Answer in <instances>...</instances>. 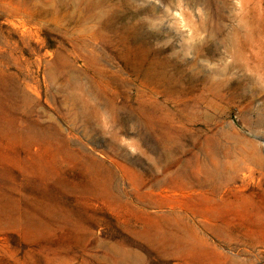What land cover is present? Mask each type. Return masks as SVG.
Returning <instances> with one entry per match:
<instances>
[{
    "label": "rangeland",
    "instance_id": "rangeland-1",
    "mask_svg": "<svg viewBox=\"0 0 264 264\" xmlns=\"http://www.w3.org/2000/svg\"><path fill=\"white\" fill-rule=\"evenodd\" d=\"M259 160L264 0H0V264H264Z\"/></svg>",
    "mask_w": 264,
    "mask_h": 264
},
{
    "label": "bare ground",
    "instance_id": "bare-ground-1",
    "mask_svg": "<svg viewBox=\"0 0 264 264\" xmlns=\"http://www.w3.org/2000/svg\"><path fill=\"white\" fill-rule=\"evenodd\" d=\"M144 1V0H143ZM175 2V1H174ZM177 4V3H176ZM107 5V4H106ZM108 6V5H107ZM106 6V7H107ZM200 6V5H199ZM101 7V6H100ZM103 7V5H102ZM112 7V6H111ZM172 7V6H171ZM98 8V7H97ZM135 8V7H134ZM101 9V8H100ZM115 9V8H114ZM198 9V8H197ZM196 9V11H197ZM110 10V9H109ZM122 11V10H121ZM112 12V11H111ZM157 12V11H156ZM167 13V12H166ZM183 16H184V13H181ZM180 15V14H179ZM127 16V15H126ZM181 16V15H180ZM130 17V16H129ZM131 18V17H130ZM155 20V19H154ZM156 21V20H155ZM153 23H155L153 21ZM187 25L191 27L192 29V40L191 41H185V45L184 47L187 48V47H190L191 45H193L195 42H193V38L197 37L198 36V33L199 31H197V27L193 26L192 24H190V22H187ZM207 28V27H206ZM110 35V34H109ZM102 36V35H101ZM111 36V35H110ZM197 39V38H196ZM109 41V39H108ZM100 42V41H99ZM107 43V42H106ZM106 46V45H105ZM103 46V48L105 47ZM97 48V47H96ZM100 48V47H99ZM102 51V50H101ZM94 52V51H93ZM97 54V53H96ZM86 55V54H85ZM91 55V54H90ZM99 55V54H98ZM106 55V54H104ZM87 56V55H86ZM85 57V56H84ZM83 57V58H84ZM109 57V56H108ZM87 58V57H85ZM90 58V57H89ZM143 58V55L141 54V57L139 58V60L141 61ZM88 59V58H87ZM86 61V60H85ZM106 64V63H105ZM189 67V64L188 66ZM117 69V68H116ZM91 70V69H90ZM88 70V71H90ZM121 71V70H120ZM87 72V71H86ZM126 72V71H125ZM222 73V72H221ZM90 86H93L92 84ZM206 87V86H205ZM209 87V86H207ZM206 87V88H207ZM92 89V88H91ZM219 89V88H218ZM94 90V89H92ZM203 90V89H202ZM209 90V89H208ZM221 90V89H220ZM215 92V91H214ZM213 92V93H214ZM102 93V92H101ZM134 93V92H133ZM196 93V92H195ZM194 93V94H195ZM217 93V91H216ZM98 94V93H97ZM100 94V93H99ZM103 94V93H102ZM220 94V93H219ZM202 95V94H201ZM113 96V94H112ZM139 96V95H138ZM102 97V96H101ZM141 97V95H140ZM105 99V98H104ZM114 99V98H113ZM138 99V98H137ZM140 99V98H139ZM115 100V99H114ZM142 100V99H141ZM136 102V101H135ZM166 102V101H165ZM153 103V102H152ZM136 104V103H135ZM132 105V104H131ZM152 105V104H151ZM108 107V106H107ZM133 107V106H132ZM164 109V108H163ZM166 109V108H165ZM139 111V109L137 110ZM191 114V113H190ZM139 115H140V111H139ZM150 115V114H149ZM142 116V115H141ZM153 116V115H152ZM143 118V116H142ZM144 118H147V116H145ZM152 118V117H151ZM150 119V118H149ZM146 119H144V122ZM152 120V119H151ZM154 120V119H153ZM151 122V121H150ZM160 122V121H159ZM156 123V122H155ZM146 124V123H145ZM149 124V123H148ZM153 125H155L153 122H152ZM150 125V124H149ZM156 126V125H155ZM163 126V125H161ZM167 126V125H166ZM166 126H164L166 128ZM169 126V125H168ZM167 126V127H168ZM172 126V125H171ZM160 127V126H159ZM152 129V128H150ZM158 129V128H157ZM170 129V128H169ZM173 129V128H172ZM167 137V136H166ZM164 139V138H163ZM212 146V145H211ZM216 151V150H215ZM217 155V154H216ZM203 159V158H202ZM226 159V158H225ZM230 159V158H229ZM237 159V158H235ZM240 160V159H239ZM255 160V159H254ZM227 161V160H226ZM232 161V160H231ZM261 164H264V162H262L261 160L257 161ZM230 163V162H229ZM235 163V162H234ZM227 164V162H226ZM237 165V163H236ZM216 167V166H215ZM228 169V166L227 165H223L222 168H216V170H214V175L212 177V179L210 181H207V182H204V181H200V180H196L195 182L192 180V178L190 177H182V178H179L180 180V186H183V187H186V188H192V187H197V186H202L204 187L206 183H209V185L211 186V191L209 190H202V192L200 193L199 196H206V198L212 194V195H215L218 190L220 189V184L222 182H229V181H233L236 177V175L234 176V173H236V171L238 170V167H235V168H232L231 170ZM212 172V171H211ZM225 172L227 174H225ZM192 174V173H191ZM211 175V174H210ZM193 176V175H192ZM209 177V176H208ZM202 178V177H201ZM193 189V188H192ZM202 189V188H201ZM161 216V219H162V222L164 224V226L167 228V232H166V238L162 239L161 241H159L157 244L161 247H167L168 250H171L175 253H179V252H182L184 251L186 248H189V247H193L194 249L198 250V252L200 251V248L202 247V244H196L198 242H195V240H191V241H185L184 242V237H191V235L193 233H191V231L189 230V227L187 225V221L185 219L184 216H181L180 214L178 213H173V215H160ZM216 228L218 229L220 235H225V236H229V237H235L237 235H239L237 233L236 230H232L230 231L229 229H227L224 225L222 224H218L216 226ZM226 232H229V234H225ZM152 243L155 244L154 240L152 238L149 239ZM257 241V240H256ZM222 261V260H221ZM137 263V262H134V264ZM226 264H228V262H226Z\"/></svg>",
    "mask_w": 264,
    "mask_h": 264
}]
</instances>
